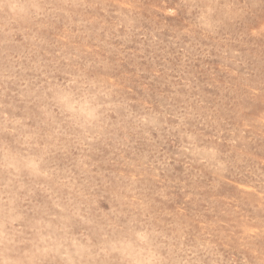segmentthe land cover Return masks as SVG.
Instances as JSON below:
<instances>
[{"label": "rangeland", "instance_id": "1", "mask_svg": "<svg viewBox=\"0 0 264 264\" xmlns=\"http://www.w3.org/2000/svg\"><path fill=\"white\" fill-rule=\"evenodd\" d=\"M0 264H264V0H0Z\"/></svg>", "mask_w": 264, "mask_h": 264}]
</instances>
